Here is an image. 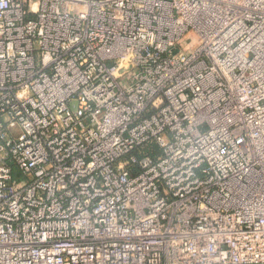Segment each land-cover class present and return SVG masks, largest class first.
I'll return each instance as SVG.
<instances>
[{
    "label": "built area",
    "instance_id": "obj_1",
    "mask_svg": "<svg viewBox=\"0 0 264 264\" xmlns=\"http://www.w3.org/2000/svg\"><path fill=\"white\" fill-rule=\"evenodd\" d=\"M0 264H264V0H0Z\"/></svg>",
    "mask_w": 264,
    "mask_h": 264
},
{
    "label": "rangeland",
    "instance_id": "obj_2",
    "mask_svg": "<svg viewBox=\"0 0 264 264\" xmlns=\"http://www.w3.org/2000/svg\"><path fill=\"white\" fill-rule=\"evenodd\" d=\"M190 38H191V37L188 36V37L186 38V40L190 41V40H191ZM192 40H193V39H192ZM191 44H194V43H191Z\"/></svg>",
    "mask_w": 264,
    "mask_h": 264
}]
</instances>
